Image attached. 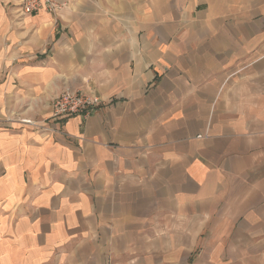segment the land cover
I'll list each match as a JSON object with an SVG mask.
<instances>
[{"label":"crops","instance_id":"0c3cea01","mask_svg":"<svg viewBox=\"0 0 264 264\" xmlns=\"http://www.w3.org/2000/svg\"><path fill=\"white\" fill-rule=\"evenodd\" d=\"M56 1L0 0V264H264V0Z\"/></svg>","mask_w":264,"mask_h":264},{"label":"built area","instance_id":"2783aa9c","mask_svg":"<svg viewBox=\"0 0 264 264\" xmlns=\"http://www.w3.org/2000/svg\"><path fill=\"white\" fill-rule=\"evenodd\" d=\"M21 15L37 14L46 11L51 14L59 13L62 6L56 0H16ZM102 105L99 97L82 90L64 92L51 102V115L47 121L56 122L72 116H88L96 112ZM1 124L23 125L39 132L49 131L41 122L25 118L17 113H10L0 120Z\"/></svg>","mask_w":264,"mask_h":264}]
</instances>
